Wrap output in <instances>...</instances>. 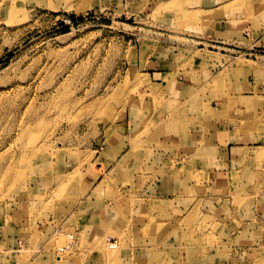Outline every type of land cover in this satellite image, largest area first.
<instances>
[{"label":"rangeland","instance_id":"obj_1","mask_svg":"<svg viewBox=\"0 0 264 264\" xmlns=\"http://www.w3.org/2000/svg\"><path fill=\"white\" fill-rule=\"evenodd\" d=\"M12 1L0 264H264V0Z\"/></svg>","mask_w":264,"mask_h":264},{"label":"crops","instance_id":"obj_2","mask_svg":"<svg viewBox=\"0 0 264 264\" xmlns=\"http://www.w3.org/2000/svg\"><path fill=\"white\" fill-rule=\"evenodd\" d=\"M159 83L163 84L164 87H167L168 86L167 85V82L164 81V80H160ZM190 85H191V83L189 81H187L186 78H184V77L177 78L176 81H174L173 84L169 86L170 87V94H169V96H170L171 100H173V101L182 100L183 101L184 99H186L188 97L187 96L188 94H186V90H187V88ZM177 133H180V134H183V133L184 134H189L188 131H182V132H180V131L177 130V131H173V133H171V130H168L164 134L162 132L161 135H168L169 137H162V138H160V140L158 141V143L159 144L160 143L165 144L166 143L165 142L166 139L168 140V139H170V137L172 138ZM230 133H233V131L232 130L230 132L229 131H221L220 136H221L222 139H225L226 138V141H225V144L226 145H225V147L228 148V149L231 148L229 150H230V152L232 154H233V151L236 150V149H239V147H241V148H244L245 147V146H243L241 144L237 145V142L239 140L244 139V138H247V140H245V141H248V139L249 140H252L253 139V137H252L253 135L252 136L251 135H247L246 136V135L243 134L241 137L240 136L238 137L235 134H230ZM168 144H170V143H168ZM186 148H189V150L191 149L190 146H188Z\"/></svg>","mask_w":264,"mask_h":264},{"label":"bare ground","instance_id":"obj_3","mask_svg":"<svg viewBox=\"0 0 264 264\" xmlns=\"http://www.w3.org/2000/svg\"><path fill=\"white\" fill-rule=\"evenodd\" d=\"M236 1H237L236 3H240L241 1L243 2L244 0H236ZM245 1H249V0H245ZM13 2H14V1L9 0V11H11L12 9L15 8ZM236 3H235V4H236ZM77 10H79V9L77 8ZM243 118L245 119L246 117H243ZM257 153H258V154H259V153H261V154L264 153V146H263V145L259 146ZM257 153H256V154H257Z\"/></svg>","mask_w":264,"mask_h":264}]
</instances>
